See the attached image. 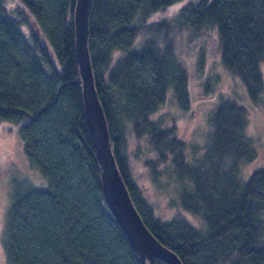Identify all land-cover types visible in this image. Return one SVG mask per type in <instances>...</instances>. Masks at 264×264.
<instances>
[{
	"label": "trees",
	"instance_id": "trees-1",
	"mask_svg": "<svg viewBox=\"0 0 264 264\" xmlns=\"http://www.w3.org/2000/svg\"><path fill=\"white\" fill-rule=\"evenodd\" d=\"M74 5L0 0V120L18 124L24 153L46 181L11 180L2 226L6 264H140L103 195L75 58ZM212 31L222 67L262 102L264 0H90L94 86L118 168L148 229L183 264H264V166L241 177L256 156L245 106L219 92L200 146L180 139L174 118L160 113L167 92L189 110L180 47ZM217 77L202 78V94ZM131 135L134 157L168 193L165 211L131 177Z\"/></svg>",
	"mask_w": 264,
	"mask_h": 264
},
{
	"label": "rangeland",
	"instance_id": "rangeland-1",
	"mask_svg": "<svg viewBox=\"0 0 264 264\" xmlns=\"http://www.w3.org/2000/svg\"><path fill=\"white\" fill-rule=\"evenodd\" d=\"M183 2L170 7L169 15L177 14ZM214 31L209 35L191 39L181 44L180 53L185 57L186 68L189 72V93L191 97L188 111L179 109L173 96L166 93L165 102L157 113L164 114L171 122L174 118L176 135L188 145H202L208 128L211 127L210 114L217 103L219 92L235 97L247 110L248 122L246 134L253 139L256 156L243 166L241 177L246 179L251 171L264 166V92L263 100L254 103L248 96L242 80L228 72L219 61L218 47ZM204 53L202 68H197V58ZM260 69L264 82V58L260 62ZM213 90L202 94L200 82L202 78H216ZM209 119V120H208ZM135 138L128 136L127 161L133 181L142 189L144 195L158 210L165 211L168 193L161 192L152 184L144 166L133 155ZM189 155V153H188ZM13 178H24L36 186L44 187L46 181L37 167L30 164L23 150V142L18 133V124L7 119L0 120V264H6L5 252L2 245V226L4 210L9 200V188ZM167 192H169L167 190ZM191 219V222L195 221Z\"/></svg>",
	"mask_w": 264,
	"mask_h": 264
},
{
	"label": "water",
	"instance_id": "water-1",
	"mask_svg": "<svg viewBox=\"0 0 264 264\" xmlns=\"http://www.w3.org/2000/svg\"><path fill=\"white\" fill-rule=\"evenodd\" d=\"M90 0H75L73 11L74 51L81 81L83 108L100 166L103 195L109 211L136 252L140 264H183L145 225L128 193L118 168L108 133L106 117L94 86L87 48Z\"/></svg>",
	"mask_w": 264,
	"mask_h": 264
}]
</instances>
